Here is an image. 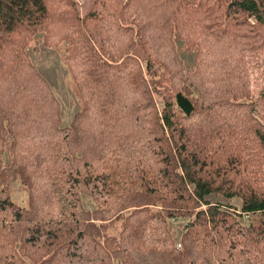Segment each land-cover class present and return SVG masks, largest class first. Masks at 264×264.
<instances>
[{"label": "trees", "instance_id": "1", "mask_svg": "<svg viewBox=\"0 0 264 264\" xmlns=\"http://www.w3.org/2000/svg\"><path fill=\"white\" fill-rule=\"evenodd\" d=\"M38 32L69 43L81 109L67 126L26 53ZM173 34L198 50L186 76ZM260 51L264 0H96L82 20L71 0H0V155L11 163L0 159V213L12 214L22 255L53 246L65 264H132L131 251L175 250L178 264H264V220L241 227L206 201L240 197V214H264V127L233 103L249 96L245 57ZM16 176L27 209L5 189ZM81 192L97 201L93 217ZM179 218L177 246L167 220ZM3 235V258L24 264Z\"/></svg>", "mask_w": 264, "mask_h": 264}, {"label": "rangeland", "instance_id": "2", "mask_svg": "<svg viewBox=\"0 0 264 264\" xmlns=\"http://www.w3.org/2000/svg\"><path fill=\"white\" fill-rule=\"evenodd\" d=\"M71 2L73 3V6H75L78 18L82 20L91 10L93 4L96 3V0H71ZM248 21L252 25L255 23V21L251 18ZM45 37V33H36L28 45L26 53L30 63L36 68L39 75L46 80V82L51 87L53 94L58 99L61 106V126H67L70 124L73 115L81 109V104L75 97L71 75L67 66L63 63V59L67 54L66 50L69 47V43L67 41H61L58 44L51 43L52 45H47ZM172 41L174 44L175 53L177 54L178 59L183 66V74L186 76L188 72L193 71L196 68L198 50L196 47L188 48L185 40L178 37L177 34H173ZM155 66L158 67L157 64ZM245 69L248 76L249 96L238 101H233V103L242 105L244 107H249L251 109V118L253 121L259 126L264 127V51H260L258 54L248 53L245 57ZM152 99L158 114H160L162 108L161 96L153 92ZM130 127L131 126H128L126 130H128ZM248 134H251V132ZM6 139L8 142L11 141L10 136H7ZM0 159L3 166L6 168L10 167L11 163L5 149L1 153ZM167 172L173 173V170L167 169ZM139 177L141 178V176ZM5 189L7 190L11 201L16 206L21 209L28 208L29 191L25 185L21 183L17 176L14 178L10 177L7 180ZM160 192L163 191L161 190ZM78 197L80 205L85 214L88 217H90V215L93 217V212L98 209V204L96 203L97 201L86 192H81ZM206 201L212 204L218 203L223 207H230L233 213H235L237 216L236 222L241 227H248L249 225L257 226L262 220H264V214H240L242 205V200L240 197L229 199L218 194H212L206 197ZM102 209H105V207L99 204V210ZM102 215H106L105 211ZM0 216L3 220H6L5 222H0V236H2L3 230V236L6 237V240H4V247L9 248V250L16 253L19 261L24 264H45L51 260H54L56 264H65V262L56 255L58 251L55 250L53 246H50V252H46L45 248L39 250V253L33 252L31 254L32 259H30L29 256L26 257L22 255L20 251L22 242L19 238L17 227L10 221L13 218L12 214L1 212ZM167 222L175 243L178 246L179 239L183 233V228L187 224L188 220L182 218L168 219ZM96 223L100 224V222ZM120 225L121 219L119 218L113 223L109 225L107 224L106 235H117L120 230ZM48 242L50 243L51 239L48 240ZM251 250H253L252 247ZM65 255L66 252L64 253V257L66 258ZM130 258L132 260V264H178V254L175 250L163 253H158L155 251H149L147 253L131 251ZM0 264L12 263L7 262V260L3 258V254L0 252ZM239 264L251 263L242 261Z\"/></svg>", "mask_w": 264, "mask_h": 264}]
</instances>
